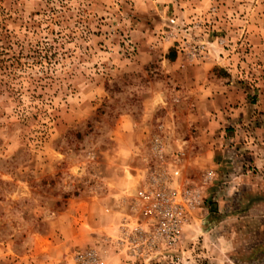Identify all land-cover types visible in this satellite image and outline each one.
Masks as SVG:
<instances>
[{
	"label": "rangeland",
	"instance_id": "374dc122",
	"mask_svg": "<svg viewBox=\"0 0 264 264\" xmlns=\"http://www.w3.org/2000/svg\"><path fill=\"white\" fill-rule=\"evenodd\" d=\"M217 78L264 128V0H0V264H264V164H191ZM151 177L190 191L174 246Z\"/></svg>",
	"mask_w": 264,
	"mask_h": 264
},
{
	"label": "crops",
	"instance_id": "0c3cea01",
	"mask_svg": "<svg viewBox=\"0 0 264 264\" xmlns=\"http://www.w3.org/2000/svg\"><path fill=\"white\" fill-rule=\"evenodd\" d=\"M221 80L226 81V79L220 78H217V80L210 79L207 93L211 96L210 100L215 106L216 102L222 99L224 106L230 108V110L224 109L221 111V109H215L213 112L208 113V126L206 129L197 125L196 121H198V118L196 115H184L185 118L189 117L193 124L195 123L197 129L200 128L199 130L202 132L206 130L208 139L211 142V144L208 143L207 145L206 153H200L198 157H193L191 164L198 165L206 161L213 167L222 168L223 171H227L228 168L235 165L237 166L235 168L236 172L232 175L237 176L244 174V166L247 164H264V156L258 155L261 150L258 142L260 138L256 139L257 136H264V128L261 124L251 123L257 119L260 120V117L262 118L263 116L255 110L254 105H247L244 108L237 109L231 108L230 106L232 104L234 106V103H236L238 92L232 88L233 81L223 82L222 85H219L218 83H221ZM216 81H218V86ZM176 117L174 115V118ZM178 119L179 117L177 118V123L179 124ZM249 124H251V127L248 126ZM197 138L196 134L190 135V137L184 138L182 142L191 146V148H195L194 143H197ZM250 150H256L257 152L252 153ZM232 153L235 154L232 155Z\"/></svg>",
	"mask_w": 264,
	"mask_h": 264
},
{
	"label": "built area",
	"instance_id": "2783aa9c",
	"mask_svg": "<svg viewBox=\"0 0 264 264\" xmlns=\"http://www.w3.org/2000/svg\"><path fill=\"white\" fill-rule=\"evenodd\" d=\"M160 145L161 142L155 140V147L159 148ZM159 180L156 177L149 178L147 190L141 196L142 213L152 224L153 235L166 245L174 246L183 234L184 206L177 202V198L181 192L183 198L189 199L190 191L170 190L166 181L159 183Z\"/></svg>",
	"mask_w": 264,
	"mask_h": 264
}]
</instances>
